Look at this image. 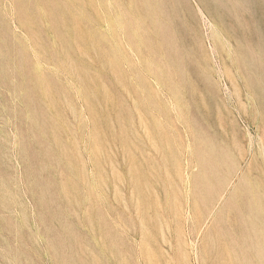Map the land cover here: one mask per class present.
Instances as JSON below:
<instances>
[{"label": "rangeland", "instance_id": "rangeland-1", "mask_svg": "<svg viewBox=\"0 0 264 264\" xmlns=\"http://www.w3.org/2000/svg\"><path fill=\"white\" fill-rule=\"evenodd\" d=\"M0 264H264V0H0Z\"/></svg>", "mask_w": 264, "mask_h": 264}, {"label": "bare ground", "instance_id": "bare-ground-1", "mask_svg": "<svg viewBox=\"0 0 264 264\" xmlns=\"http://www.w3.org/2000/svg\"><path fill=\"white\" fill-rule=\"evenodd\" d=\"M152 44H153V42H152ZM156 49V48H155Z\"/></svg>", "mask_w": 264, "mask_h": 264}]
</instances>
